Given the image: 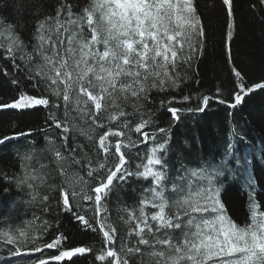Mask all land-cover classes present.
Here are the masks:
<instances>
[{"label": "snow or ice", "instance_id": "6c2138e0", "mask_svg": "<svg viewBox=\"0 0 264 264\" xmlns=\"http://www.w3.org/2000/svg\"><path fill=\"white\" fill-rule=\"evenodd\" d=\"M222 3L229 18L226 44L231 63L233 0H222ZM260 3L264 4V0ZM73 9L71 0H63L54 16L47 15L37 22L36 43L31 52L15 32L14 25L0 21V49L6 58L19 59L31 73L30 79L43 84L49 93L40 97L22 93L16 101L0 104V108L26 110L42 106L49 109L48 119L60 133V143L46 135V145L41 150L51 155L54 165L51 171L59 174L60 184H47L49 173L33 171H26L20 182L34 189V182L39 181L51 191L58 190L62 207L69 212L86 202L94 203V215L98 218L95 226L85 215L73 214L86 229L102 233L104 247L96 257L98 261L132 264L135 258L137 264H264V211L258 212V205L253 203L249 223L241 226L232 221L225 213L219 199L220 188L213 179L219 172L207 165L181 170L170 179L165 161L170 142L168 130L148 131L156 122L154 113L142 111V102L150 98L153 90L179 89L183 83L179 65L187 64L196 53L203 52L207 34L195 0H91L82 14ZM232 72L237 78L238 91L232 94L229 107L246 103L256 90L264 92V81L249 86L239 70L233 67ZM12 83L17 81L13 79ZM200 99L202 103L197 108L184 110L203 112L209 97ZM190 100L189 96L182 98L183 102ZM128 106L132 112L127 111ZM53 108L62 109V119ZM184 110L167 108L176 122ZM136 115L140 120L132 126L128 118ZM111 124L118 127H108ZM102 128L107 130L97 136V129ZM133 132L139 135L138 139H133ZM157 132L163 134L161 140H157ZM78 136L95 145V156L88 155L84 145L78 143ZM113 136L121 138L114 145L109 139ZM10 139L0 138V144ZM149 144L145 154L135 153L138 159L133 170L132 161L122 149L131 151ZM113 147L118 161L114 167H108ZM24 159L31 161L32 154ZM73 165L87 168L88 177L106 170V176L91 188L94 196L88 194L89 181L78 169L72 170ZM47 167L41 164V168ZM129 177L151 183L144 188L139 207L125 209L127 217L121 219L129 228L120 237L107 217H101L107 211L102 200ZM36 195L39 193L34 199ZM48 199L49 195L43 194L42 202ZM21 236L24 239L8 236L0 240L4 245H11L7 252L13 259L25 255L21 247L26 245L27 237L24 233ZM35 239L32 237L33 242ZM59 242L56 240L45 247L54 248ZM41 251L38 246L29 249V253ZM90 251L77 247L52 259L60 261ZM38 264L49 262L40 259Z\"/></svg>", "mask_w": 264, "mask_h": 264}, {"label": "trees", "instance_id": "16d2710c", "mask_svg": "<svg viewBox=\"0 0 264 264\" xmlns=\"http://www.w3.org/2000/svg\"><path fill=\"white\" fill-rule=\"evenodd\" d=\"M63 0H0V21L5 25H14L15 32L26 44L27 50L32 51L36 43L35 33L37 22L47 15H55L56 9ZM202 17L207 39L203 44L202 54L196 53L187 64L181 63L178 71L183 78L179 89L158 92L153 90L150 98L142 102V111L154 113L155 124L148 131L158 128L168 130L170 142L165 161L168 165L170 179H174L181 170L197 168L207 165L209 169H217L214 182L219 186V199L224 205L226 215L238 225L250 222V211L253 203L258 205V212L264 211V92L256 90L247 102L229 107L232 94L238 91L237 78L232 72L235 67L244 77L245 84L264 81V4L260 0H233L234 30L231 48V63L226 44L228 14L222 0H195ZM74 11L81 13L91 0H71ZM7 70V74H5ZM29 73L19 59L11 61L6 53L0 49V104L16 101L23 93L30 96H49L43 84H37L30 79ZM15 79L16 84L12 81ZM189 96L191 100L183 102L182 98ZM209 97V104L203 112L186 111L195 109L202 103L201 97ZM55 99L54 97H50ZM172 101V103H169ZM220 101H224L221 103ZM177 107L184 111L180 113V120L176 122L167 112L168 107ZM58 118H63L62 109L57 111ZM132 112L131 106L127 107ZM49 109L37 106L26 110L0 108V138L12 137L4 144H0V240L11 236L24 239L26 245L21 247L25 253L21 258L13 259L7 252V247L0 243V264H38L40 259L48 260L49 264H107L96 259L104 247L102 233L86 229L75 219L73 212L85 215L95 226L98 219L94 215L95 205L86 202L82 207H74L73 212L64 210L58 190L51 191L47 184H60L58 173L51 171L52 157L45 148V136L55 137L59 141V130L55 129L48 119ZM146 118V117H145ZM132 126L139 122L140 117L128 118ZM113 129L117 124L108 125ZM107 128L97 129V136ZM30 133V135H18ZM157 140L163 134L156 133ZM133 139L139 135L132 133ZM114 145L117 137L109 138ZM77 141L83 144L90 156H95L97 148L90 144L85 137L78 136ZM71 143V140L69 141ZM151 143V142H150ZM149 145H141L139 149L131 151L122 149L132 161L135 170L137 151L145 154ZM35 150V151H33ZM108 157V167H114L118 161L114 147ZM32 154L31 161L25 160L26 155ZM79 154V153H78ZM247 159L245 163L243 158ZM103 159V156H100ZM95 163V161H94ZM41 164L48 165L41 168ZM25 165H30L25 168ZM79 170L80 174L89 181V195H93L91 188L100 183V178L106 176V170L87 176V168L73 165L72 170ZM26 171L36 174L49 173L47 184L29 188L21 183L20 178ZM234 178V180H233ZM239 179V180H238ZM248 184L242 185V181ZM150 180L129 177L127 182L113 187L102 205L107 209L101 217H107L119 233L124 237L129 225L121 217H127L125 209H137L145 187ZM199 184L201 181H195ZM206 183V181H204ZM115 184V182H114ZM36 198L34 199V195ZM49 199L42 202L43 194ZM148 211H152L148 209ZM36 237L33 242L32 237ZM135 239V237H133ZM59 240L54 248L45 245ZM40 247L41 252L29 253V249ZM77 247L91 249L90 252L77 254L71 258L65 257L60 261L52 257L63 251ZM119 249V241L117 242ZM132 264H137L135 258Z\"/></svg>", "mask_w": 264, "mask_h": 264}, {"label": "rangeland", "instance_id": "374dc122", "mask_svg": "<svg viewBox=\"0 0 264 264\" xmlns=\"http://www.w3.org/2000/svg\"><path fill=\"white\" fill-rule=\"evenodd\" d=\"M243 161L246 163V162H247V159L244 157V158H243ZM233 180H234V178H233ZM238 180H239V179H238ZM241 183H242L243 186H244L245 184H248L247 181H245V180H243ZM67 259H68V258H67Z\"/></svg>", "mask_w": 264, "mask_h": 264}]
</instances>
